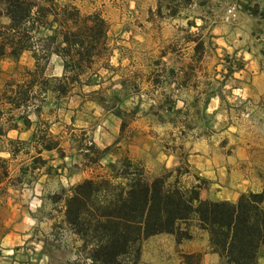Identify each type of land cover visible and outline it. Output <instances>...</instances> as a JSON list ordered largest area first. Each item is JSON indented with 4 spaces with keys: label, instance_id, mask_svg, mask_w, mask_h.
Returning a JSON list of instances; mask_svg holds the SVG:
<instances>
[{
    "label": "rangeland",
    "instance_id": "rangeland-1",
    "mask_svg": "<svg viewBox=\"0 0 264 264\" xmlns=\"http://www.w3.org/2000/svg\"><path fill=\"white\" fill-rule=\"evenodd\" d=\"M51 2L79 17L97 15L106 26L105 52L94 60L89 88L54 100L37 92L36 83L16 111L0 103V120L27 117L29 133L53 145L56 150L48 158L62 160L63 169L58 176L36 177V183L30 178L13 186L1 180L0 264H87L76 255L79 243L62 224V200L82 180L120 182L112 177L121 175L123 163L146 182L177 168L183 188L197 182L203 188L205 182L189 170L186 159L206 152L224 160L236 183L254 171L264 174V162L257 163L264 160V95L257 94L264 87V0H191L186 19L183 5L166 18L162 0ZM157 5L159 16L153 13ZM0 25L6 20L1 18ZM48 35L38 30L32 47L43 49ZM31 63L29 53L14 62L0 61V100L24 88ZM60 72V62L51 55L41 78H58ZM253 77L261 80L251 84ZM88 93L104 109L90 102ZM209 98L217 101L214 111L212 104L206 106ZM244 120L255 123L251 143L256 147L249 150L252 161L239 164L234 157L240 136H247L240 131ZM234 127L238 130L232 132ZM4 141L0 147L7 146ZM89 146L104 151L96 164ZM10 166L5 161V172ZM191 225L185 224L186 233ZM181 259L183 264H215L199 255ZM255 264H264V248L258 249Z\"/></svg>",
    "mask_w": 264,
    "mask_h": 264
},
{
    "label": "trees",
    "instance_id": "trees-1",
    "mask_svg": "<svg viewBox=\"0 0 264 264\" xmlns=\"http://www.w3.org/2000/svg\"><path fill=\"white\" fill-rule=\"evenodd\" d=\"M162 2L165 17L171 19L189 0ZM159 9V5L154 8L156 16ZM1 18L6 20V25H0V61L14 62L22 53H29L33 60V70L26 73L24 88L17 89L14 97L1 99V104L18 109L36 83L37 92L49 94L54 100L68 96L74 89L91 86L94 60L105 52L106 41L105 23L97 15L79 17L73 9L56 8L51 0H0ZM38 30L49 35L43 39L44 48L36 51L31 39ZM197 52L198 45H195L192 54ZM51 55L60 62L61 72L58 78L43 79V66ZM40 60L43 63L38 67ZM92 95L87 94L89 101L102 107L91 99ZM111 114L118 118L117 111ZM8 118L6 124L11 122ZM17 119L27 126L25 117ZM7 129L14 126L9 125ZM35 139L43 151L54 149L53 145L42 142V137ZM6 144L12 147L11 156L22 146L16 141H6ZM86 150L95 154L92 164L104 154L90 146ZM4 165L5 161L0 159V182L6 175ZM127 167L123 163L121 175L112 177L120 182L82 180L62 200V224L79 243L76 255H81L87 264H137L141 242L153 236L169 235L178 244L188 239L185 224L190 221L206 235L208 249L220 264H255L258 249L264 248L261 193L240 194L232 204L201 201L197 181L188 188L178 185L177 168L146 182L138 172L127 171Z\"/></svg>",
    "mask_w": 264,
    "mask_h": 264
},
{
    "label": "crops",
    "instance_id": "crops-1",
    "mask_svg": "<svg viewBox=\"0 0 264 264\" xmlns=\"http://www.w3.org/2000/svg\"><path fill=\"white\" fill-rule=\"evenodd\" d=\"M190 7H193L191 0H189V3L181 10L185 19L186 9H189ZM217 36L218 35H216V37ZM215 41H218V37ZM31 65H33V63H31ZM260 78L261 77L251 78V84H255L257 80H261ZM262 89L263 90L257 93L259 96L264 95V87H262ZM250 96V94L246 95V98L248 99ZM208 103L212 104L213 108L211 111H214L217 107L216 99L209 98L206 106ZM2 106L7 107L3 104ZM260 106L262 107L264 105ZM15 111H9V113ZM247 116L248 115H245V117ZM19 117L20 115L14 117L13 121L9 124L0 120L1 127L3 128V136L0 137V140H5L4 143H6V141H16L22 143L20 151L16 152L12 156L9 154L12 147L8 145L0 147V158L5 160L7 164L12 165L10 166V169L6 170L4 180H7L8 183L14 186L17 182L20 184L23 180H26V183L27 181H30V178H32V181L36 183L38 182L36 177H39V179H46L49 173H54L58 176V169H61V172L63 171L60 163L62 160L58 158L53 160V157L48 158V155L56 149L54 148L50 151H43L40 143L36 141V137L33 133H29L28 128H26L27 126H23L20 120L17 119ZM25 119L28 120L27 117H25ZM262 119L261 115V120ZM243 122H245L244 125H246V127L244 130L240 131H246L247 136H240V139L243 140L237 142L239 145L237 146V150H235L234 157L236 162L239 164L251 162L252 160L250 159L249 150L256 147L251 143L252 141L255 142L256 138V136H251V132L252 134L254 133L253 130L255 123L247 122L246 120ZM9 125H13L14 129H7ZM261 127H263V125H261ZM230 130L234 132L237 131L238 128L234 127ZM20 154L23 155L19 156ZM261 161L264 162V160H257V163H260ZM186 165L197 178L205 182L203 188L198 191L199 200L209 202L223 201L232 204L241 193H261L263 196L264 207V174L254 171L251 176H246L247 178L242 177L243 179L239 178L238 183H236L229 178V172H227L224 160L213 159L207 152L187 157ZM30 185L31 182L28 183V186ZM187 235L188 239L181 241L178 244H175L173 237L169 235H157L145 239L141 242L139 247L137 264H183L181 257L189 255H199L201 260L213 261L215 264L218 262L217 257L214 254H211L208 249L206 235L196 229L195 222L192 221V225L187 228Z\"/></svg>",
    "mask_w": 264,
    "mask_h": 264
}]
</instances>
